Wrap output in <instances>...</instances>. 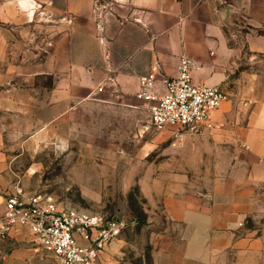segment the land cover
Returning a JSON list of instances; mask_svg holds the SVG:
<instances>
[{
    "label": "crops",
    "instance_id": "obj_1",
    "mask_svg": "<svg viewBox=\"0 0 264 264\" xmlns=\"http://www.w3.org/2000/svg\"><path fill=\"white\" fill-rule=\"evenodd\" d=\"M259 32L264 0H0L1 214L16 173L28 171L21 167L27 155L45 145L67 151L78 101L143 106L139 79L154 70L160 91L182 56L194 63V83L222 86L230 97L223 83L233 79L242 50L264 49V39L253 37ZM61 48L68 76L60 74ZM44 78L51 88H43ZM241 136L250 166L263 172L264 104L253 107ZM263 177L232 174L203 189L182 183L166 190L173 229L154 246L151 264H264L263 239L243 227Z\"/></svg>",
    "mask_w": 264,
    "mask_h": 264
},
{
    "label": "rangeland",
    "instance_id": "obj_2",
    "mask_svg": "<svg viewBox=\"0 0 264 264\" xmlns=\"http://www.w3.org/2000/svg\"><path fill=\"white\" fill-rule=\"evenodd\" d=\"M255 36L264 39V32ZM65 57L61 48V76L70 72ZM235 67L233 79L223 83L230 97L222 114L216 115L218 129L211 135L156 128L141 105L130 108L106 98H84L72 112L67 151L57 155L45 145L27 155L21 167L28 166V171L16 173L10 190L45 195L66 210L135 221L105 249L98 264H151L154 246L168 241L165 234L173 229L163 208L166 190L182 183L191 190L203 189L232 174L264 173L250 166L241 136L253 107L264 104V49L250 54L242 50ZM41 85L51 88V78ZM1 207L0 203V227ZM243 227L264 242V177L255 183L252 210ZM0 264L60 262L28 233L24 237L4 230Z\"/></svg>",
    "mask_w": 264,
    "mask_h": 264
},
{
    "label": "built area",
    "instance_id": "obj_3",
    "mask_svg": "<svg viewBox=\"0 0 264 264\" xmlns=\"http://www.w3.org/2000/svg\"><path fill=\"white\" fill-rule=\"evenodd\" d=\"M194 69L193 61L182 56L177 75L163 80L160 91L154 70L139 79L136 98L143 102L151 125L197 135H211L218 129L216 113L228 95L222 86L194 83ZM134 224L120 216L66 210L45 195L27 196L15 189L5 194L0 231L25 230L60 264H98L105 249Z\"/></svg>",
    "mask_w": 264,
    "mask_h": 264
}]
</instances>
